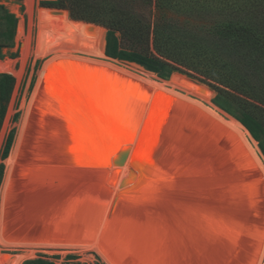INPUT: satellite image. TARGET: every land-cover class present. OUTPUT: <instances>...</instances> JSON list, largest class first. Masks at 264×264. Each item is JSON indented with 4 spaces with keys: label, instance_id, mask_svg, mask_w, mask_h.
<instances>
[{
    "label": "bare ground",
    "instance_id": "obj_1",
    "mask_svg": "<svg viewBox=\"0 0 264 264\" xmlns=\"http://www.w3.org/2000/svg\"><path fill=\"white\" fill-rule=\"evenodd\" d=\"M40 22V34L58 36L56 49L50 55L54 59L64 56L49 62L94 65L122 78H134L143 94H166L227 128L258 179L262 213L246 231L240 226L225 228L228 220L216 221L212 216L223 213L211 211L209 193L200 195L188 184L179 196L174 189H167L162 196L160 182L149 180L147 171L140 166L142 178L126 191V203L119 208L124 207L122 213L112 222L110 210L117 192L113 185L127 176V168L118 172V182L111 178L116 168L108 170L109 182L104 188L82 177L81 145L88 132L81 126L68 125L65 117L47 114L44 78L25 106L21 129L7 163L0 200V244L24 247L27 255L39 250L62 255L95 252L106 264H262L264 163L257 142L244 125L218 109L170 90L169 86H175L155 81L154 75H131L127 71H136L118 63L115 66L107 58L94 61L74 56L80 53L105 57V30L76 28L67 20L56 18H40ZM4 69L11 71L13 65L8 63ZM184 91L201 97L202 89ZM186 192L188 195L183 196Z\"/></svg>",
    "mask_w": 264,
    "mask_h": 264
},
{
    "label": "water",
    "instance_id": "obj_2",
    "mask_svg": "<svg viewBox=\"0 0 264 264\" xmlns=\"http://www.w3.org/2000/svg\"><path fill=\"white\" fill-rule=\"evenodd\" d=\"M107 58L115 66L158 78L138 65L134 68V64ZM44 78L47 114L65 117L68 125L88 132L81 145L82 177L104 188L108 170L116 168L111 178L118 182V172L127 168V176L113 185L117 192L110 210L112 222L122 213L124 207L119 208L126 203V191L142 178L140 166L150 171L146 172L149 180L160 182L162 196L167 189L179 196L188 184L200 195L209 193L211 211L223 213L212 216L216 221L228 220L225 228L240 226L246 231L259 219L263 202L258 179L227 128L166 94H143L134 78H122L98 66L49 62L40 70L31 97Z\"/></svg>",
    "mask_w": 264,
    "mask_h": 264
},
{
    "label": "trees",
    "instance_id": "obj_3",
    "mask_svg": "<svg viewBox=\"0 0 264 264\" xmlns=\"http://www.w3.org/2000/svg\"><path fill=\"white\" fill-rule=\"evenodd\" d=\"M22 1L0 0V60L19 55L9 54L18 18L5 3ZM42 6L50 8L39 11L42 17L64 19L76 28L106 29L105 57L139 65L180 88L205 87L210 100L214 93L191 79L208 84L216 92L215 105L244 125L264 155V0H55ZM56 46L57 36L41 35L43 56ZM15 86L14 76L0 73V132ZM14 139L15 130L7 138L3 161ZM4 174L1 164L0 188ZM24 264L54 262L39 258Z\"/></svg>",
    "mask_w": 264,
    "mask_h": 264
},
{
    "label": "rangeland",
    "instance_id": "obj_4",
    "mask_svg": "<svg viewBox=\"0 0 264 264\" xmlns=\"http://www.w3.org/2000/svg\"><path fill=\"white\" fill-rule=\"evenodd\" d=\"M48 1H55V0H23L20 3H15V2L5 3V6L9 9V11L15 14L18 18V29H17L16 39H15V48L12 49L9 52V54L11 53L15 54L19 52V55L15 59L11 58L10 56H7L4 60L0 61V73L11 74L16 79V86L12 94L7 116L5 118L2 130L0 132V165L1 164L5 165V174H4L3 182L0 188V200H1V193L3 189L4 181H5L6 171H7V163H8L9 158L12 155L14 145L18 138V135L21 129L22 120L24 117L25 106L27 102L29 101L31 94L34 90V87L38 79V74L40 70L42 69V67L47 62L56 60L57 58L64 57V56H60L54 59V56H51L50 54L43 56L40 52V40H41V35H42L39 32L40 26H41L40 18H46V17H42L39 14V11L41 9H50V8H46L42 6L43 2H48ZM93 25H96V24H93ZM96 26H99V25H96ZM99 27L103 28L102 26H99ZM105 31L107 32L106 29ZM105 38H106V35H105ZM57 41H58V36H57ZM74 56L82 57V58H86V59H90L94 61H106L107 60L106 57L97 58L94 56L80 54V53H75ZM8 63H11L13 65V69L11 71H7L4 69ZM124 64H130V63H124ZM135 73L142 76V74L138 71H136ZM191 80L198 84L208 87L214 93V96L210 100H207L205 98V87H199V88L194 89V90L202 89L201 91L202 98L193 93H190V92L188 93L184 91L185 89H190V88H180L178 86L171 84L175 87L169 86V89L171 88L170 90L174 92H178L179 94L186 96L192 100H195L208 108H211V109L213 108L216 110L218 109V111H220L223 115L236 119L235 116L229 114L228 112L222 110L217 105H215L214 98L216 97V92L210 86H208V84L202 83L194 79H191ZM155 81H161V79L155 77ZM168 81L170 82L171 79ZM227 91H229V93H233L230 90H227ZM13 130H15L14 143L10 151L9 157L5 161H3L2 160L3 150L5 147L7 138ZM257 144L259 147L258 142ZM259 150H260L261 157L264 163V155L262 154L260 147H259ZM25 249L26 248L24 247H17V248L6 247L4 246V244H0V264H11L12 262H14V264H17L19 260L25 259L21 263V264H24V262L28 260H36L39 258L49 260L51 262H54V264H106V262L102 259V257L95 252H89V253H86L85 255H79V254H74V253L62 255V254H46L42 250H39L35 254L27 255L24 253ZM262 264H264V260Z\"/></svg>",
    "mask_w": 264,
    "mask_h": 264
}]
</instances>
